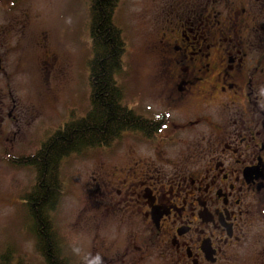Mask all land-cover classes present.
<instances>
[{
    "label": "flooded vegetation",
    "instance_id": "af4514ba",
    "mask_svg": "<svg viewBox=\"0 0 264 264\" xmlns=\"http://www.w3.org/2000/svg\"><path fill=\"white\" fill-rule=\"evenodd\" d=\"M14 1L0 0V162L18 168L47 139L30 152L47 71L33 92L13 83ZM149 22L159 110L90 181L97 226L124 229L108 264H264V0H161Z\"/></svg>",
    "mask_w": 264,
    "mask_h": 264
},
{
    "label": "rangeland",
    "instance_id": "374dc122",
    "mask_svg": "<svg viewBox=\"0 0 264 264\" xmlns=\"http://www.w3.org/2000/svg\"><path fill=\"white\" fill-rule=\"evenodd\" d=\"M160 3L161 0H118L113 17L125 43L122 69L116 76L123 91L122 103L150 119L159 107L153 62L146 47L153 42L149 20ZM7 9L16 14V26L21 31L16 36L19 48L12 56L11 67L18 73L13 83L18 89L33 92L39 65L40 75L47 71V94L41 117L33 125L36 133L39 129L43 132L39 141L31 142L30 152H34L40 141L72 118L85 116L90 108L89 0H15ZM43 49L52 57L47 69L38 62ZM139 140L137 135L123 136L105 146L107 151L100 147L83 148L60 162L58 177L62 187L50 216L58 256L67 264H94L95 260L108 264V255L120 248L124 229L112 219L97 226L95 222L102 216L93 220L104 211L99 197L94 200L97 190L90 181L92 171L101 167L99 164L107 157L121 158L126 143L138 145ZM35 180L33 168L0 162V259L8 251L11 264H46L27 208L22 204V196L32 189ZM95 211L98 213L94 216Z\"/></svg>",
    "mask_w": 264,
    "mask_h": 264
},
{
    "label": "trees",
    "instance_id": "16d2710c",
    "mask_svg": "<svg viewBox=\"0 0 264 264\" xmlns=\"http://www.w3.org/2000/svg\"><path fill=\"white\" fill-rule=\"evenodd\" d=\"M117 3L118 0H89L88 31L92 52L88 61L89 110L85 116L62 124L34 155L20 164L35 172V184L22 196V204L27 208L46 264H67L58 256L50 216L61 192L58 171L62 159L83 148L110 146L123 132L145 130L153 122L122 103L123 91L116 76L122 69L125 43L113 21ZM7 252L1 256L0 264H11Z\"/></svg>",
    "mask_w": 264,
    "mask_h": 264
}]
</instances>
